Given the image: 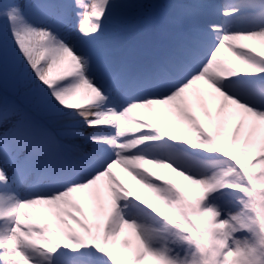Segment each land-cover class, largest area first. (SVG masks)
Returning a JSON list of instances; mask_svg holds the SVG:
<instances>
[{
  "label": "snow or ice",
  "instance_id": "snow-or-ice-1",
  "mask_svg": "<svg viewBox=\"0 0 264 264\" xmlns=\"http://www.w3.org/2000/svg\"><path fill=\"white\" fill-rule=\"evenodd\" d=\"M148 7L0 3V264H264V0Z\"/></svg>",
  "mask_w": 264,
  "mask_h": 264
},
{
  "label": "rangeland",
  "instance_id": "rangeland-1",
  "mask_svg": "<svg viewBox=\"0 0 264 264\" xmlns=\"http://www.w3.org/2000/svg\"><path fill=\"white\" fill-rule=\"evenodd\" d=\"M4 2V0H0V3ZM141 3L149 5L148 8L145 9V13L148 15L150 12H152L154 10V2L155 0H140ZM173 0H163V6L162 9L159 11V18L165 13L166 11V7L167 5H169L170 3H172ZM216 3L218 4H224L226 2V0H215ZM107 39H116V37L113 36H108ZM158 39H160L161 41H163L165 39V37L161 34ZM241 43L246 44L248 47L250 48H254L256 50H260L259 45L257 42L255 41H242ZM229 59H231L235 65L237 67H241L240 65V61L236 59L235 56H232L230 53L228 54ZM201 86L203 87L204 85L201 84ZM9 91L14 94L15 96H17L23 104H25L24 101V93H25V88L23 86H16V85H12L10 84L8 87ZM5 97L3 95L0 94V99H4ZM7 99V98H6ZM9 102V99H7ZM205 102L208 105L209 108H212L211 103L207 100V98H205ZM194 110L197 112V114L201 115L202 117V113L200 112V109L194 105ZM157 111L161 114L162 117H165V109L161 108V107H157ZM175 117L171 116L170 114L166 116V118L163 119V122L165 123V126L169 128V130H174L175 128L178 127H184V125L179 124V123H175ZM0 131H3V129H0ZM85 133L87 131H89L88 129H84L83 130ZM75 143L79 144L83 149L87 150L90 148V145L87 143L86 140L84 139H78L76 141H74ZM143 167L147 168L148 171L152 172L153 175H158L159 171L158 169H154L152 166L150 165H143ZM114 171L117 173L118 177H120L124 183L127 184V186L129 188H131L134 192L141 194L142 196H144L145 198L149 199L152 203L157 204L158 202L155 200H152L151 197V193L150 190L144 188L142 185H139L135 180L132 179V177L125 172L123 169L117 167L114 168ZM165 171H167L169 173V177L176 183H182V184H186L187 182L183 181V178L176 176L175 173L171 172L170 169H166ZM43 179V177H41ZM23 191L26 193L27 189H23ZM51 216L46 212H43V214L40 217V221L42 222H51ZM126 235L129 234L128 231L126 230ZM58 240H60L61 238L58 236L57 237ZM62 242V240H61ZM130 253L125 250L124 252V256L127 257Z\"/></svg>",
  "mask_w": 264,
  "mask_h": 264
},
{
  "label": "bare ground",
  "instance_id": "bare-ground-1",
  "mask_svg": "<svg viewBox=\"0 0 264 264\" xmlns=\"http://www.w3.org/2000/svg\"><path fill=\"white\" fill-rule=\"evenodd\" d=\"M43 212H46V211H38V219H40V217L43 214Z\"/></svg>",
  "mask_w": 264,
  "mask_h": 264
}]
</instances>
